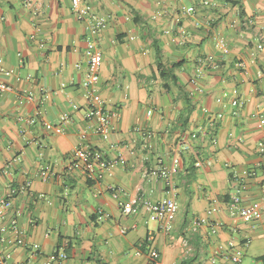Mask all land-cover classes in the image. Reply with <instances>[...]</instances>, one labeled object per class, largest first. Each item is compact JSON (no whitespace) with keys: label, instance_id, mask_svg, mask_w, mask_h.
Here are the masks:
<instances>
[{"label":"crops","instance_id":"obj_1","mask_svg":"<svg viewBox=\"0 0 264 264\" xmlns=\"http://www.w3.org/2000/svg\"><path fill=\"white\" fill-rule=\"evenodd\" d=\"M85 1L106 18L100 31L91 32L69 0H0V80L12 87L0 95V199L12 201L0 217V264H47L58 249L66 258L49 264H232L235 254L242 264L243 248L264 239V211L244 221L229 205L237 190L241 206L262 198L264 124L256 114L264 112V44L254 57L250 51L264 33V1ZM89 48L102 53L107 138L86 117ZM208 56L212 63L195 77ZM159 61L175 64L174 78L160 77ZM233 89L241 105H232ZM63 113L70 121L62 134L44 128ZM83 133L106 160L121 158L97 180L68 166ZM176 153L178 209L166 232L141 200L170 196L159 174ZM128 200L134 213L122 211ZM212 206L208 223L196 222Z\"/></svg>","mask_w":264,"mask_h":264},{"label":"built area","instance_id":"obj_2","mask_svg":"<svg viewBox=\"0 0 264 264\" xmlns=\"http://www.w3.org/2000/svg\"><path fill=\"white\" fill-rule=\"evenodd\" d=\"M71 8L78 19H84L87 23V27L91 32L100 31L106 24V18L103 16H97L92 12L91 6L85 0H69ZM264 1V0H263ZM193 11V7H188L185 9V12L190 13ZM251 24V20H248L245 25L248 26ZM217 46L221 48L224 52L228 51L226 42L224 38L220 37L217 41ZM264 44V33H259L258 42L256 43L254 49L250 51L252 57L255 56V53L263 48ZM213 57L208 56L207 58L198 61L195 66L194 74L195 77H201L205 71V67L208 63H212ZM102 63V53L96 48H89L86 51V71L84 78L81 82V86L84 91V96L87 100V113L86 117L92 122L93 131L101 136L102 138H107L111 131V115L104 109V101L100 96L98 90L99 82V68ZM264 75V72H263ZM196 91L201 90L200 87L194 85ZM12 90V87L0 80V95L4 92ZM232 93L234 95L231 103L234 106L242 104V101L236 96L237 90L233 89ZM76 108V106H74ZM151 110L147 111V114H150ZM264 112H259L256 115L259 117L260 125L264 124ZM70 121L69 115L63 113L59 116L57 123L46 122L44 128L48 131H52L57 134H62L64 132L65 125ZM209 124H212V120H209ZM192 140L197 138L196 133L190 134ZM80 143L78 146L72 149V152L69 155V169L81 168L86 176L91 180H97L102 177L103 172L109 171L114 166H116L120 159L113 158L111 160H106L104 154L101 150L93 147H89L83 141H85V134H81ZM179 148L187 149L190 148L189 142H179ZM177 150V149H176ZM261 150H264L261 148ZM178 152V150H177ZM180 158L179 153H176L171 161V164L168 168H162L159 176L164 178L170 188L171 194L168 197L160 199L158 201H149L141 200L142 205L148 213V218L153 221L160 223L161 228L164 231H169L172 228V223L177 213L178 204L176 202L173 185L171 181V175L177 170L179 165ZM197 166L202 165V161L198 159L196 161ZM157 172H152L153 175H156ZM43 178L47 177V172L44 170L41 172ZM262 198L259 201L249 203L247 205H239L240 195L239 190L231 197L230 206H238V213L241 219L244 221H251L253 219H258L262 216L264 211V184L260 187ZM114 195L117 194V191L113 189ZM15 193V190H11V193ZM12 204L11 198L5 197L0 199V217H2L5 212L10 208ZM137 210V205L131 200L125 201L122 204V211L125 214L134 213ZM216 211V206H212L208 209L205 216H200L197 218L196 222L198 223H208L209 215ZM11 229L16 232L18 230L16 220L11 219L10 222ZM17 243H22L21 239L16 241ZM37 249V245L34 246ZM155 257L156 254L154 255ZM66 258V253L63 250H55L48 257L47 264L52 261H61ZM232 264H239L240 256L235 254L230 257ZM1 261V258H0Z\"/></svg>","mask_w":264,"mask_h":264},{"label":"rangeland","instance_id":"obj_3","mask_svg":"<svg viewBox=\"0 0 264 264\" xmlns=\"http://www.w3.org/2000/svg\"><path fill=\"white\" fill-rule=\"evenodd\" d=\"M264 254V239L253 238L249 245L243 248L241 260L242 264H259L255 258Z\"/></svg>","mask_w":264,"mask_h":264},{"label":"trees","instance_id":"obj_4","mask_svg":"<svg viewBox=\"0 0 264 264\" xmlns=\"http://www.w3.org/2000/svg\"><path fill=\"white\" fill-rule=\"evenodd\" d=\"M157 67L159 69L160 77L166 78V77L170 76L171 78H174V76L170 75V71H171V67H175V64H172L171 67H165L159 61L158 64H157ZM257 259L264 264V255L257 257ZM152 264H154V262H152ZM180 264H189V262L185 261V262H181Z\"/></svg>","mask_w":264,"mask_h":264}]
</instances>
